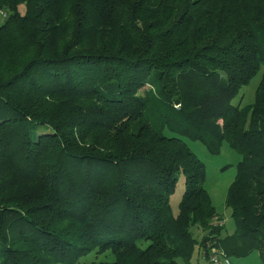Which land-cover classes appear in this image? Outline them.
I'll return each mask as SVG.
<instances>
[{
  "label": "trees",
  "instance_id": "trees-1",
  "mask_svg": "<svg viewBox=\"0 0 264 264\" xmlns=\"http://www.w3.org/2000/svg\"><path fill=\"white\" fill-rule=\"evenodd\" d=\"M0 9V264H191L196 244L264 264V0ZM184 138L240 155L229 234Z\"/></svg>",
  "mask_w": 264,
  "mask_h": 264
},
{
  "label": "rangeland",
  "instance_id": "rangeland-1",
  "mask_svg": "<svg viewBox=\"0 0 264 264\" xmlns=\"http://www.w3.org/2000/svg\"><path fill=\"white\" fill-rule=\"evenodd\" d=\"M5 11L6 10L4 9H0V24L4 22L5 17L8 15V13L5 15ZM262 69L263 68L257 72V74L250 80L248 84H245L241 87L238 94L232 99V104H245L253 101ZM140 92L142 93V91ZM43 130V127H38V131ZM184 140L187 142L188 146L195 153V155L204 163V187L208 191L211 201L224 225L223 234H229L234 230V220L231 217L230 208L226 207L225 205V198L228 187L235 176L236 165L240 159V155L235 150L230 148L226 142H223L219 153L211 154L201 142L191 140L189 138H184ZM183 188L184 179L182 175H179L174 192L170 196V204L174 214L177 213L178 202L181 199ZM193 234L196 238H198V240L203 236L202 230L198 227H193ZM95 255V252L91 251L81 257L80 261L90 262L96 259ZM108 256L112 258V255L108 254ZM229 259V264H263L260 253L257 250H254L244 256L231 255ZM191 264L213 263H211L202 254V249L198 244H196L191 256Z\"/></svg>",
  "mask_w": 264,
  "mask_h": 264
},
{
  "label": "built area",
  "instance_id": "built-area-1",
  "mask_svg": "<svg viewBox=\"0 0 264 264\" xmlns=\"http://www.w3.org/2000/svg\"><path fill=\"white\" fill-rule=\"evenodd\" d=\"M208 260L213 264H229L230 259L223 252L215 247H212L209 252Z\"/></svg>",
  "mask_w": 264,
  "mask_h": 264
}]
</instances>
